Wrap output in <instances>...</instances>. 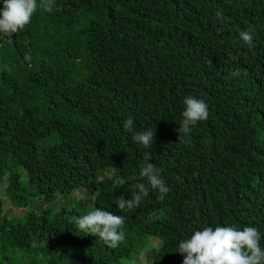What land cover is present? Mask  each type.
I'll list each match as a JSON object with an SVG mask.
<instances>
[{
	"label": "trees",
	"instance_id": "1",
	"mask_svg": "<svg viewBox=\"0 0 264 264\" xmlns=\"http://www.w3.org/2000/svg\"><path fill=\"white\" fill-rule=\"evenodd\" d=\"M188 95L209 118L178 139ZM137 183L149 195L122 212ZM97 207L125 217L116 248L73 221ZM216 225L256 227L264 247V0H54L0 34V264H183L179 242Z\"/></svg>",
	"mask_w": 264,
	"mask_h": 264
},
{
	"label": "clouds",
	"instance_id": "2",
	"mask_svg": "<svg viewBox=\"0 0 264 264\" xmlns=\"http://www.w3.org/2000/svg\"><path fill=\"white\" fill-rule=\"evenodd\" d=\"M2 2L0 34L6 38L24 30L38 8L46 12L54 10V0H40L39 4L37 0H2ZM216 15L223 19L221 12L217 11ZM240 36L249 47L253 46V34L250 31H242ZM232 75L239 76L240 73L234 71ZM183 103L185 108L178 128V139L182 138L181 134L186 137L198 121L209 118V107L203 98L188 95ZM123 129L132 133L133 142L142 145L145 149L151 148L154 144L155 131L151 129L135 131L132 117H128L123 122ZM150 159V154L145 152V166L141 168L139 176L146 178L151 189L158 191L157 199L163 200L170 188L161 175V170L153 163H148ZM136 188L138 191L131 199L126 200L123 195L117 198L116 204L122 212L134 211L143 198L149 195V188L145 183H137ZM73 221L81 231L98 236L111 248L118 247L125 239V231L122 227L125 217L103 208L97 207L86 215L75 216ZM261 239V233L253 226H245L242 230L234 226H205L201 230L194 231L190 238L181 240L177 249L184 255L183 264H264V247L261 246Z\"/></svg>",
	"mask_w": 264,
	"mask_h": 264
},
{
	"label": "rangeland",
	"instance_id": "3",
	"mask_svg": "<svg viewBox=\"0 0 264 264\" xmlns=\"http://www.w3.org/2000/svg\"><path fill=\"white\" fill-rule=\"evenodd\" d=\"M81 196L82 195H80L79 192L74 193L70 197V200H71V202L76 201L77 203L80 200H82V202L85 203V200L82 199ZM3 201H4V205H3L4 214H6L7 216H15L16 218H20L27 210V208H20V209L13 208L11 205L8 204V202H6V200L4 198H3ZM88 208H89V206L86 207V210H88ZM158 244H159V242L153 240L154 247H157ZM140 256H141V258H139L140 262H148L150 259V251L145 250V251H143V253Z\"/></svg>",
	"mask_w": 264,
	"mask_h": 264
}]
</instances>
